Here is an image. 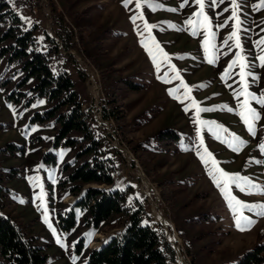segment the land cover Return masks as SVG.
<instances>
[{"label":"rangeland","instance_id":"obj_1","mask_svg":"<svg viewBox=\"0 0 264 264\" xmlns=\"http://www.w3.org/2000/svg\"><path fill=\"white\" fill-rule=\"evenodd\" d=\"M9 2L27 27L38 26L35 38L39 45H47V33L62 46L57 35L60 24L69 32L75 45L69 53L76 61L68 59L69 54L63 50L54 62L61 67L73 65L69 71L92 129L99 136L108 135L111 153L115 148L120 152L115 159L114 184L101 187L126 190V207L147 199L150 219L164 228L168 241L176 250L177 264H238L243 255L257 246H264V216L246 209L244 214L255 223L246 231L235 227L227 201L197 155V128L200 126L193 122L197 118L196 109L189 107L185 111V106H190L192 101L184 100L182 95L181 85L186 83L192 88L191 97L200 107L211 109L201 112L199 119L223 125L228 130L224 135L229 138L235 133L247 141L239 152L233 151L203 127L204 143L220 161V167L264 186V163H255L256 160L264 161V151L259 148V144L264 143V105L251 101V106L261 116L253 136L239 115L244 99L237 96L243 91L239 66L229 70L227 77L223 75L231 60L241 53L234 39L224 43L236 30L235 21L228 19L232 0L223 3L217 0L218 7L205 0L204 11L211 18L214 33L209 38L215 46L210 49L215 54L214 63L208 62L209 54L204 47L208 33L200 26L201 17L195 15L199 11L195 0H187L186 4L184 0H155L156 5L163 7L145 4L140 9L136 8V0L127 7L123 0H34V7L21 0ZM236 2L241 20L242 54L249 65L247 72L251 73L247 77L248 90L264 94V65L259 60L264 55V45L258 44L264 39V6L261 0ZM225 8L229 10L225 12ZM141 12L144 19L133 23L130 17ZM189 19L196 23L187 24ZM145 20L156 26L151 34L145 29ZM150 35L169 54L182 80L172 79L175 72L166 61H161L159 71L156 70L148 50L141 44V40ZM5 62L0 65V215L23 223L29 235L37 237V242L45 247L50 256L49 264H88L90 252L124 228L126 215L114 214L96 230L87 225L89 214L79 211L77 226L70 232L62 230L58 214L65 213L88 187L80 186V191L73 194L70 188L74 184L66 183L69 172L75 167L73 160L77 149L55 150L56 128L30 123L34 112L43 110L45 103L35 101L27 105L29 96L19 103L7 99V94L17 89L21 75L15 67L7 68ZM160 76L170 82L165 83L158 78ZM126 80L143 87H131ZM27 88L22 91H28ZM176 88H179L177 94L181 95V100L168 91ZM116 96H121L126 109L122 127L113 118L103 117V108L109 110L108 101ZM166 130L176 131L179 141L171 144L154 139ZM10 143L24 147V151L6 152L4 148ZM48 152L57 154L55 165L44 162ZM68 164L71 167L66 171ZM37 177L39 180L35 179ZM42 192L43 199H38ZM232 192L247 203H264V192L249 194L235 186ZM57 236L61 243H57ZM81 239L84 245L78 251Z\"/></svg>","mask_w":264,"mask_h":264},{"label":"trees","instance_id":"obj_2","mask_svg":"<svg viewBox=\"0 0 264 264\" xmlns=\"http://www.w3.org/2000/svg\"><path fill=\"white\" fill-rule=\"evenodd\" d=\"M21 1L34 7V0ZM62 25L57 30L62 46L47 33V45H39L35 38L38 26L27 27L9 0H0V65L6 60L5 66L15 67L21 75L17 89L6 97L10 102L19 103L29 96L27 105L45 101V108L34 112L30 123L56 128L53 136L55 150L77 149L73 160L75 167L69 172L66 182L74 184L70 191L77 194L80 186L88 185L65 213L58 214L61 228L64 232L72 231L77 226L79 211L89 214L87 225L96 230L112 215L124 213L127 218L124 228L99 248L93 249L88 256V264H177L176 250L168 241L164 228L150 219L147 199L146 202L138 201L126 207V190L101 187L114 184L117 172L115 159L120 152L114 147L111 153L108 135L99 136L92 129L69 71L73 65L69 63L67 67H61L54 62L58 54H63V50L69 54L68 59L74 60L69 50L75 45ZM126 83L137 89L143 87L129 80ZM25 87H28V91H22ZM108 102L110 109L103 108V117L113 118L120 127L124 126L126 109L121 96ZM179 138L173 130L162 131L154 137L157 141L166 140L171 144L177 143ZM4 150L13 153L16 150L24 151V147H15L10 143ZM43 159L51 166L57 163L58 156L48 152ZM70 167L66 165V171ZM37 241L38 238L29 235L23 223L0 215V264H49L50 256ZM83 245L84 239H81L77 250ZM263 249L264 246H257L243 255L238 264L263 263Z\"/></svg>","mask_w":264,"mask_h":264},{"label":"snow or ice","instance_id":"obj_3","mask_svg":"<svg viewBox=\"0 0 264 264\" xmlns=\"http://www.w3.org/2000/svg\"><path fill=\"white\" fill-rule=\"evenodd\" d=\"M185 4L187 3V0H184ZM211 5L213 6H219V3H223L224 0H219V3L217 0H210ZM124 6L127 7L130 3H132V0H123ZM195 3L199 6V11L195 13V15L201 17L199 23L200 26L207 30L208 38H205L204 41V47L205 52L209 54V63L215 62V54L210 51V49L214 48L215 46L211 44L210 37L214 35L212 31V21L211 18L205 13V0H195ZM148 5L149 7H163V5H156L155 0H136V8L140 9L143 5ZM184 4L181 5L183 7ZM261 6H264V0H261ZM239 8V4L236 2V0H232V13L231 16L228 17L230 20L235 21V28L236 30L232 31L228 38L224 41L225 44H227L228 40H235V46L238 49H241V53L237 54L234 59L231 60V62L227 66V70L224 72V77H227L229 75V70H231L234 66H239V77L240 80L243 82V91L239 92L237 96H243L244 99L240 103L241 111L239 112V115L242 117L244 124L247 126V130L251 135H256V122L261 119L260 112L257 111L256 108L251 106V101H256L260 105H264V94L257 95L256 93H253L248 90L249 83L247 77L251 75V73L247 72L248 63L246 57L242 54V45L240 42V36H239V30L241 26V20L238 15L237 9ZM171 11H176V9H170ZM229 9L225 8L224 11L227 12ZM27 19V18H25ZM130 19L135 23L136 20L141 19L143 20V13H139L135 16L130 17ZM196 22L192 19H189L187 21V24L193 25ZM145 29L149 34H151V31L155 25L148 24L147 21H144ZM226 25H217V27H224ZM195 29H193V35H195ZM42 39V38H41ZM141 44L148 50L149 55L151 56L152 60L155 63L156 70L159 71L160 69V63L161 61H166L169 63L170 69L175 72V75L172 77V79H178L182 80L183 78L180 76L179 71L176 70L175 65L171 64V58L168 53H166L163 48L159 45L158 41H155L154 37H151V35L146 40H141ZM258 44L264 45V39H261L258 41ZM259 60L261 61L262 65H264V55H261L259 57ZM159 79H162L165 81V83L170 82V80H166L165 77L160 76ZM181 87L184 88L183 92V99L189 100L191 99L192 103L190 106H185V111L189 110V107L196 109V119L193 121L195 124L199 125L200 127L197 128V134L199 137V143L197 146V155L199 156L202 163L206 166L208 169V175L212 178L214 184L217 188L220 189V192L223 194L225 200L228 203L229 208L232 211V214L234 216V222L235 227L240 231H246L250 230V226H252L255 221L244 214V210H251L253 212H256L257 215L264 216V203L260 204H254V203H247L241 199H239L237 196L233 195L232 187L235 186L238 188L241 192H248L249 194H252L253 191L256 192H264V186L258 185L254 183L249 177L243 176L240 173H229L225 171L222 167H220V161H218L215 156L208 150L207 146L204 143V137L202 135L203 127H207L208 131L213 134V136L216 137V139L222 140V142L226 143L230 148L233 149V151L239 152L243 145L247 143V141L242 140L240 137H238L235 133L231 134V137L225 136L224 133H227V129L224 128L223 125H218L213 121H205L202 119H199V114L204 111H210L211 109L207 108H201L199 103L195 100V98L191 97V91L192 88L189 87L186 83L182 84ZM171 95H173L177 100H181V95H178L179 88L176 89H169L168 90ZM183 102V101H181ZM40 104L45 103V101L41 100L39 102ZM11 107V106H9ZM33 107H36V105H33ZM229 111H232V109H228ZM259 148L261 151H264V143L259 144ZM201 149H203L201 151ZM61 157H63L64 152L62 151L60 153ZM251 163V161H250ZM255 163H264V161L256 160ZM33 179V178H29ZM36 180H39V178H35ZM42 188V185H41ZM38 199H43V192L40 196L37 197ZM45 212L47 213V209L45 207ZM45 221L48 222V216L45 215ZM49 227H51V223H49ZM53 232H55V228L52 229ZM86 235L90 236L91 233H87ZM57 243H61V239L59 236H57ZM67 247V245H63ZM74 246V245H73Z\"/></svg>","mask_w":264,"mask_h":264},{"label":"bare ground","instance_id":"obj_4","mask_svg":"<svg viewBox=\"0 0 264 264\" xmlns=\"http://www.w3.org/2000/svg\"><path fill=\"white\" fill-rule=\"evenodd\" d=\"M159 216L162 218V216L159 214ZM162 220H164V219H162Z\"/></svg>","mask_w":264,"mask_h":264},{"label":"built area","instance_id":"obj_5","mask_svg":"<svg viewBox=\"0 0 264 264\" xmlns=\"http://www.w3.org/2000/svg\"><path fill=\"white\" fill-rule=\"evenodd\" d=\"M173 242H175V240H173ZM177 249H179V248L177 247Z\"/></svg>","mask_w":264,"mask_h":264},{"label":"water","instance_id":"obj_6","mask_svg":"<svg viewBox=\"0 0 264 264\" xmlns=\"http://www.w3.org/2000/svg\"><path fill=\"white\" fill-rule=\"evenodd\" d=\"M184 263H185V261H184ZM186 264V263H185Z\"/></svg>","mask_w":264,"mask_h":264}]
</instances>
